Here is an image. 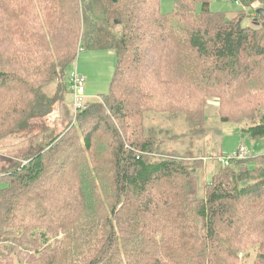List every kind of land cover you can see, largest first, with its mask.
<instances>
[{
	"label": "trees",
	"instance_id": "1",
	"mask_svg": "<svg viewBox=\"0 0 264 264\" xmlns=\"http://www.w3.org/2000/svg\"><path fill=\"white\" fill-rule=\"evenodd\" d=\"M210 1L0 0V144L39 142L0 169V264H264V154L205 181L210 156L166 147L187 133L147 124L205 136L216 98L264 137V0H233V16ZM81 49L114 50V78L55 134Z\"/></svg>",
	"mask_w": 264,
	"mask_h": 264
},
{
	"label": "rangeland",
	"instance_id": "2",
	"mask_svg": "<svg viewBox=\"0 0 264 264\" xmlns=\"http://www.w3.org/2000/svg\"><path fill=\"white\" fill-rule=\"evenodd\" d=\"M174 0H160L162 11L168 12L174 8ZM211 8L218 11H227L229 16H233L236 11L242 8L241 3L232 0H211ZM117 55L114 50H88L81 49L76 61L71 64L68 69V73L73 70L82 74L86 78V90L85 93L89 99H98L97 97L106 95L109 93L110 85L113 80V75L117 66ZM68 73L66 79L68 80V86L70 80L68 79ZM54 87L51 92L55 91ZM73 94L68 91L65 94L64 101L55 105L54 112L50 114L45 120L49 130H54L55 134L62 133L74 125L76 118L72 111ZM208 129L207 135L194 137L189 132V125L185 118L180 117L177 120L161 119L160 115H153L151 120H147L148 126L158 125L162 129L160 138H163L164 130H172L175 135H183L187 133L178 141H169L166 147L169 149H178L180 152L185 150H194L196 154L208 155L210 157L204 158L202 176L205 181H211L213 173L218 171L222 166L217 156H228L236 152L241 146L246 147L250 154L248 159L252 156L264 154V137L251 138L245 135L241 130V125L231 121H223V116H220L219 107L220 104L216 98L208 100ZM168 128V129H167ZM77 130V129H76ZM81 132L78 133L81 140ZM187 136H193L192 140H188ZM185 138V140H184ZM39 142L33 140L29 135H12V137L6 139L0 144V169L13 162V158L21 157L27 152H30L31 148L37 149ZM216 156L214 157L213 155ZM207 157V156H206ZM10 158V159H9ZM250 167L255 166L254 161L248 162ZM203 179V182H204ZM59 237H63L59 234ZM254 261L255 252H251ZM242 254H240V257ZM250 264V263H248Z\"/></svg>",
	"mask_w": 264,
	"mask_h": 264
},
{
	"label": "built area",
	"instance_id": "3",
	"mask_svg": "<svg viewBox=\"0 0 264 264\" xmlns=\"http://www.w3.org/2000/svg\"><path fill=\"white\" fill-rule=\"evenodd\" d=\"M233 1V0H232ZM68 79L70 80L69 84V91L73 94V101L71 104L72 111L74 114V117L76 118L77 114L84 109H87L90 102L94 101V99H89L90 97H87L85 90H86V78L81 74H79L76 70H71L68 73ZM98 100H102L101 97H97ZM249 150L241 146L236 152L233 154L226 156H218L217 159L220 160L222 166H227L230 161L234 159H247L249 155Z\"/></svg>",
	"mask_w": 264,
	"mask_h": 264
},
{
	"label": "water",
	"instance_id": "4",
	"mask_svg": "<svg viewBox=\"0 0 264 264\" xmlns=\"http://www.w3.org/2000/svg\"><path fill=\"white\" fill-rule=\"evenodd\" d=\"M257 13H258L259 15H261V16L264 18V9H263V8L258 9V10H257Z\"/></svg>",
	"mask_w": 264,
	"mask_h": 264
},
{
	"label": "crops",
	"instance_id": "5",
	"mask_svg": "<svg viewBox=\"0 0 264 264\" xmlns=\"http://www.w3.org/2000/svg\"><path fill=\"white\" fill-rule=\"evenodd\" d=\"M68 91H69V86H68ZM70 92V91H69ZM249 154H250V152H249Z\"/></svg>",
	"mask_w": 264,
	"mask_h": 264
}]
</instances>
